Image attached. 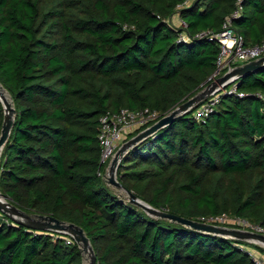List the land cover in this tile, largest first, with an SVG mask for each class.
<instances>
[{
	"label": "trees",
	"instance_id": "trees-1",
	"mask_svg": "<svg viewBox=\"0 0 264 264\" xmlns=\"http://www.w3.org/2000/svg\"><path fill=\"white\" fill-rule=\"evenodd\" d=\"M236 3L0 0V83L17 110L0 192L30 214L81 226L97 264H255L245 247H263L154 218L98 175L101 116L124 108L165 116L202 90L220 53L210 35ZM233 26L246 43L264 42V0H243ZM236 83L245 95L223 94L205 121L193 108L131 148L117 170L124 188L186 218L229 214L264 227V67ZM3 121L0 100V134ZM0 264L84 256L70 235L0 210Z\"/></svg>",
	"mask_w": 264,
	"mask_h": 264
},
{
	"label": "water",
	"instance_id": "water-1",
	"mask_svg": "<svg viewBox=\"0 0 264 264\" xmlns=\"http://www.w3.org/2000/svg\"><path fill=\"white\" fill-rule=\"evenodd\" d=\"M262 67H264V56L231 67L224 74L212 80L202 90L198 91L196 94L188 98L185 102L178 105L168 115L162 117L149 127L143 129L134 136L122 142V144L117 149L113 159L111 160L105 176L103 177L105 182L108 185L114 186L119 190L125 191L127 193V198L131 203L139 206L154 218H166L198 231L223 236L226 238L246 241L252 244H257L264 248V234L228 226L208 224L191 218L172 214L162 209H158L145 200L137 197L135 193L125 189L117 178L118 167L125 154L131 148H133L149 136L155 134L160 129L171 124L178 115L186 114L191 109L198 107V105L203 100L216 93V91H218L221 87H225L226 85L236 81L238 78H241L244 75L254 72ZM5 91L8 93V91L0 83V100L2 101L4 106V121L0 134V157L5 144L11 136L17 114L13 99L10 96L11 101H9V99L5 95ZM0 210L8 214L17 223L23 224L29 228L62 232L70 235L79 244L82 254H88L90 256L89 264H97V256L94 247L91 244L89 236L81 226L74 223L61 221L53 216L30 214L9 201L1 192Z\"/></svg>",
	"mask_w": 264,
	"mask_h": 264
},
{
	"label": "built area",
	"instance_id": "built-area-1",
	"mask_svg": "<svg viewBox=\"0 0 264 264\" xmlns=\"http://www.w3.org/2000/svg\"><path fill=\"white\" fill-rule=\"evenodd\" d=\"M242 11L243 0H237L236 9L226 18L223 24V30L217 34L210 35L211 38H216L220 43L217 69L209 78L211 81L224 74L231 67L238 65L236 63L238 61L246 63L264 56V42L258 44L246 43L245 36L233 26V20L239 17ZM179 22V27L184 28L187 26L186 22L180 18ZM209 34L210 32H202L198 34V37H204ZM226 93L237 94L238 96L245 95L244 92L238 90L236 81L225 87H221L216 93L206 98L198 105L194 113L195 119L198 121H205L219 105L222 95ZM258 96L264 98L261 93H258ZM162 117L164 116H162L159 111L151 110L149 108L140 110L124 108L117 112H108L101 116L100 131L98 135L101 146L100 162L102 165L106 166V168L99 169L98 175L101 177L105 176L117 149L127 137L142 127H149ZM197 220L208 224L228 226L264 234L263 226L249 220L248 218H242L240 216L229 214L209 215L201 216ZM66 242L68 244L71 243V239L67 238ZM245 248L249 250L255 264H264V253L256 248L247 246Z\"/></svg>",
	"mask_w": 264,
	"mask_h": 264
},
{
	"label": "rangeland",
	"instance_id": "rangeland-1",
	"mask_svg": "<svg viewBox=\"0 0 264 264\" xmlns=\"http://www.w3.org/2000/svg\"><path fill=\"white\" fill-rule=\"evenodd\" d=\"M174 23H176L178 26L180 25V22H179V20L178 21H176L175 22V19H174ZM237 64H239V63H243V62H240V61H238V62H236ZM5 95L7 96V98L9 99V101H11V98H10V95L5 91ZM137 131H139V130H136V132H134V134H132V135H130V137H132V136H134L135 134H137L138 132ZM129 137V138H130ZM128 139V137L125 139V140H127ZM124 140V141H125ZM114 190H116V191H118L123 197H126L127 196V193L125 192V191H123V190H119V189H117V188H115L114 186H111ZM92 244V243H91ZM93 245V244H92ZM262 253H264V252H262ZM84 256V264H89L90 263V256L88 255V254H84L83 255Z\"/></svg>",
	"mask_w": 264,
	"mask_h": 264
},
{
	"label": "crops",
	"instance_id": "crops-1",
	"mask_svg": "<svg viewBox=\"0 0 264 264\" xmlns=\"http://www.w3.org/2000/svg\"><path fill=\"white\" fill-rule=\"evenodd\" d=\"M174 19H175V22H176V21L179 20V17L176 15V16L174 17ZM174 19H173V20H174ZM175 24H176V23H175Z\"/></svg>",
	"mask_w": 264,
	"mask_h": 264
}]
</instances>
